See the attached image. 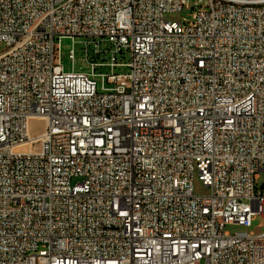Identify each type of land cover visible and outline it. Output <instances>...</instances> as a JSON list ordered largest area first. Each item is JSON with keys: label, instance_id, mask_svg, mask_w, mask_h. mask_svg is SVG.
Masks as SVG:
<instances>
[{"label": "built area", "instance_id": "built-area-1", "mask_svg": "<svg viewBox=\"0 0 264 264\" xmlns=\"http://www.w3.org/2000/svg\"><path fill=\"white\" fill-rule=\"evenodd\" d=\"M262 173L264 0H0V264H264Z\"/></svg>", "mask_w": 264, "mask_h": 264}, {"label": "rangeland", "instance_id": "rangeland-1", "mask_svg": "<svg viewBox=\"0 0 264 264\" xmlns=\"http://www.w3.org/2000/svg\"><path fill=\"white\" fill-rule=\"evenodd\" d=\"M167 18L170 20L180 19L178 15H169ZM87 42H88V39L86 38H74V39L65 38L60 41L61 57H62V62H63V65L66 71L72 70L73 64L71 60L69 59V54L71 50L73 49V45H74L75 54H76V61H75L76 71H85V72L90 71V66L86 62L85 47H86ZM90 60L94 61L92 58V50L90 51ZM115 72L118 73L120 76H122L128 72V69L125 67L117 68ZM124 83H125V79L120 78L119 85H123ZM257 183L259 184V186H261L264 183V173L261 174V179ZM194 191L197 196H206L209 194V190L200 183V181L198 180V177L195 178ZM225 230L226 232L230 234L247 232V233H253L255 235H260L264 232V216L256 217L253 222V226L250 229H245L239 226H227Z\"/></svg>", "mask_w": 264, "mask_h": 264}]
</instances>
